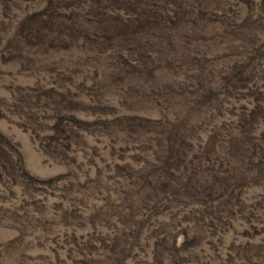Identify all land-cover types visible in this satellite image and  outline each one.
Returning <instances> with one entry per match:
<instances>
[{
    "label": "rangeland",
    "instance_id": "obj_1",
    "mask_svg": "<svg viewBox=\"0 0 264 264\" xmlns=\"http://www.w3.org/2000/svg\"><path fill=\"white\" fill-rule=\"evenodd\" d=\"M0 264H264V0H0Z\"/></svg>",
    "mask_w": 264,
    "mask_h": 264
}]
</instances>
